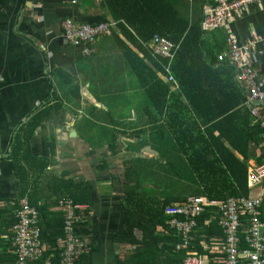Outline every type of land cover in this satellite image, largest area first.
Returning <instances> with one entry per match:
<instances>
[{"label": "crops", "instance_id": "1", "mask_svg": "<svg viewBox=\"0 0 264 264\" xmlns=\"http://www.w3.org/2000/svg\"><path fill=\"white\" fill-rule=\"evenodd\" d=\"M183 2L185 14L194 20L196 12L202 15L207 0H202L199 6L194 4V0ZM67 17L78 22L108 20L118 23L107 0H0V256L6 252L13 255V227L6 226L14 217L24 168V173L28 172L34 178L38 201L54 213H63L57 203V195L64 190L59 180L90 184V201L82 203L88 206L84 209L88 216L85 221L87 232L79 231V234L91 242L93 249L89 256L82 259L83 264H130L132 257L144 250L131 238L134 236L139 241L145 239L144 227L139 223L147 218V205L150 202L149 195L141 197L139 202H129L127 190L133 183L122 176L121 163L127 172L130 161L137 158L154 159L152 153L143 155L142 148L148 145L155 150L149 143L152 141L161 150L162 142L151 140V133L135 134L146 127L143 122L145 118L130 121L133 125L138 121L140 126L128 131L122 128L126 122L121 118L106 120L122 95L126 101V96L133 98L137 92H145L131 75V68L120 46L125 75L116 80L119 85L124 79L127 86L116 87L111 83L115 80L108 81L100 73L96 74V58L100 65L112 54V51H106L107 40L113 38L110 37L112 35L96 40L92 53L86 56L79 47L67 43L64 38L63 22ZM219 31L222 32L217 35L221 36L223 52L229 50L227 36L230 33L239 43L257 40L253 67L264 80V39L258 38L264 34V4L260 8L252 5L248 10L235 12ZM115 32L120 33L117 24ZM211 36L214 40L212 45H220L214 35H206L207 38ZM131 48L136 49L134 46ZM235 78V84L239 85ZM248 100L249 92L246 89L244 101L239 105L241 109L243 106L248 109L252 105ZM125 104L128 106V103ZM256 105L264 114V100ZM147 108H143V116ZM126 109L129 111L131 108L128 106ZM129 113L138 118L136 110L131 109ZM249 123L253 125L255 121ZM96 127H103L102 133ZM145 129L147 131L148 126ZM27 137L33 159H28L22 147ZM162 150L168 153L166 147ZM157 152L158 161L162 162L166 157L162 151L163 158L160 151ZM173 153L177 157L166 159L177 164L185 163V159L175 151ZM235 155L242 159L237 152ZM262 155L264 141H260L258 147L251 143L248 159L243 160L249 166V171L258 166L257 159ZM36 159L48 162L42 181L36 177L35 167L41 165ZM188 180L191 181V178ZM249 184L250 196L264 195V179ZM190 188L178 195L194 196L195 190L191 192ZM147 191L152 193L157 190L150 186ZM158 192L163 198L165 194ZM167 232L163 225H158L154 231L162 239ZM145 233H149L146 228ZM216 240L213 246L223 253L225 242L218 237Z\"/></svg>", "mask_w": 264, "mask_h": 264}, {"label": "trees", "instance_id": "2", "mask_svg": "<svg viewBox=\"0 0 264 264\" xmlns=\"http://www.w3.org/2000/svg\"><path fill=\"white\" fill-rule=\"evenodd\" d=\"M107 4L120 28V33L113 30L112 37L116 39L117 47L120 46L131 68V75L138 81L150 102L146 115L142 116L146 117L145 125L149 126L151 135L162 137L166 132L169 140L173 139L171 148L185 159L182 164L186 168L166 158L164 164L175 176L182 177L188 168L195 187L194 195L213 201V204L206 205L205 211L198 218L189 249L177 251L176 244L180 236L169 227V216L165 214V208L186 200L188 195L164 193L161 198L158 191L162 190V186L158 184L151 186L156 192H148L150 188H145L141 169L136 163L140 160L143 162V159L130 161L126 177L133 184L128 186V200L139 202L141 197L149 195L150 202L145 222L139 223L144 227L145 239L139 241L134 236L131 238L133 243L141 244L144 250L136 253L130 264H182L192 253L204 258L209 264H225V252L220 253L213 246L217 242L216 237L221 242L225 241V233L218 221L217 206L230 197L250 195V171L243 160L248 159L247 152L251 143L258 147L260 141H264V130L256 122L251 125L249 122L253 119L249 110L239 106L244 101L246 86L235 84L234 69L228 62H219L223 49L221 36L217 34L221 31L203 29V13L199 15L196 12L194 20L190 19L185 14L186 6L182 0H107ZM208 33L214 35L220 45H212L213 36L207 38ZM156 34L165 36L178 46L170 69L175 85L167 83L164 70L167 60H158L152 56L150 41ZM135 134H146V129L136 131ZM28 142L27 137L22 147L28 159H33ZM154 148L162 155L159 148ZM263 158L264 155L257 159L258 165L262 164ZM36 161L41 163L35 167L36 177L42 181L46 176L48 162L42 159ZM33 179L28 172L24 173L23 168L16 205L18 200L26 197L38 209L40 236L47 246L45 257L52 256L54 264H60L64 215L48 211V206L38 201L39 193L35 192ZM59 182L64 190L57 195V203L62 196H70L77 203L90 201V184L74 183L73 180ZM260 213V219L264 221V195L261 197ZM240 220L242 226L239 235L243 239L248 217L242 213ZM15 222L14 216L6 227H13ZM158 225L168 229L163 239L154 233ZM145 228L149 233H145ZM77 230L87 232L86 223L78 226ZM82 259L78 264H83ZM14 262L15 256L11 253L6 252L0 256V264ZM40 263L37 261L32 264Z\"/></svg>", "mask_w": 264, "mask_h": 264}, {"label": "built area", "instance_id": "3", "mask_svg": "<svg viewBox=\"0 0 264 264\" xmlns=\"http://www.w3.org/2000/svg\"><path fill=\"white\" fill-rule=\"evenodd\" d=\"M252 4L260 8L264 0H207L203 7L202 28L211 30L225 26L235 12L247 10ZM116 24L108 20L97 23L78 22L67 17L63 22V35L67 43L79 47L84 55L89 56L95 41L112 35ZM258 38L264 39V34ZM256 43V39L247 41V43H239L234 34H228L229 50L219 56V62L228 61L233 65L236 81L244 84L249 92L248 102H252V105L248 106L249 113L264 130V114L262 109L256 105L264 100V80L258 76L253 67L252 58ZM150 47L154 58L167 60L164 66L167 83L175 85L170 69L178 46L165 36L156 34L150 41ZM262 179H264V163L249 172L251 184ZM208 204H213V201L200 195H194L179 203L166 206L165 214L169 216L168 225L180 236V241L176 244L177 251L189 249L194 239L193 232L198 225V218ZM260 205L261 197L249 195L230 197L217 206L218 221L225 233V264H241V262L264 264V221L260 219ZM58 206L64 215L63 251L60 264H78L79 260L89 256L93 249L91 242L80 235L77 230L78 226L87 222L88 216L84 213V209L88 206L75 202L70 196L59 198ZM242 213L248 217L243 239L239 235ZM14 216L16 218L12 235L14 264H32L37 261H41L40 264H54L52 256L45 257L47 246L40 236L38 209L24 197L18 200ZM182 264L208 263L192 253L183 260Z\"/></svg>", "mask_w": 264, "mask_h": 264}, {"label": "rangeland", "instance_id": "4", "mask_svg": "<svg viewBox=\"0 0 264 264\" xmlns=\"http://www.w3.org/2000/svg\"><path fill=\"white\" fill-rule=\"evenodd\" d=\"M183 1L189 2V0H183ZM201 2H202V0H194V4H196V6H199L201 4ZM252 5H255V4H252ZM252 5H250V6H252ZM250 6L248 8H250ZM248 8H247V10H248ZM181 10H183V9H181ZM222 27H220V28H222ZM220 28H216V29H220ZM216 29H211L210 31H213ZM110 37H112V36H110ZM103 40H104V38H103ZM245 43H247V41H245ZM106 51H112V54L108 56L110 61L108 58H105L104 61H102L101 64L99 65L97 63V58H96V74L100 73L102 76H105L108 81H111V80L114 81L115 80L114 82H111V83L114 86L116 85V87L121 88V87L127 86V82L126 81L124 82V79L119 82V85H118V82L116 80L120 77H124V75H125V69H124L125 63H124V59H123L121 52H120L121 50L116 45V39L115 38H110V40H107V50ZM123 97H124V95H122L117 100V103L114 105V107H112L113 113L110 114L109 115L110 118H106V120H114V119L119 120V118H121L122 121L126 122L125 126H123L122 128L124 130L128 131L132 127L135 128V127L140 126V122L137 121V124L133 125L134 123H131L130 121H135L138 119H140L142 121L143 118H146V117H142L144 115L143 114V112H144L143 108L148 107L150 102L144 93H138L137 92L136 95L135 94L133 95V98H129V96H126V99H128L126 101H124ZM125 103H128V106H130L131 109L136 110L137 116L139 118H137L135 115H133V116L129 115L130 114L129 111L131 109H129V111H128L126 109V107H128V106ZM119 109H122V111H119ZM143 122H146V120H143ZM102 128L103 127H96V130L99 133H102L101 132ZM143 128H146V127H142V129ZM146 133L148 135H150V132H148V130L146 131ZM150 136H151L150 137L151 140H155V142H160V143L162 142V146H161L162 153H163V150H162L163 147L167 148L168 153H163L166 158L177 157L176 154L173 153V150L171 148L172 143L169 140L168 134L166 132H164V135L162 137H160L157 134L150 135ZM149 143H150V145L158 148L157 146L154 145V143L152 141H150ZM147 146L148 145H146V147ZM142 149H145V147ZM155 157H157V156H155ZM155 157H154V159L150 158L151 160H147V159L144 160L143 159L144 160L143 162H142V160H140L138 162L136 161L139 169H141V174H142V177L144 179V186L146 188H150V186H154V185L158 184L159 186H162L161 191L163 193H169V194H178L179 192H183L190 187H191L190 188L191 192L195 189L194 183H192L190 180H188V178H190V172H189L188 168L185 170V172H183L182 177H177V176H174L175 174L172 171L169 172V170H168L169 167L164 164L166 161L165 159H162L163 161L158 163L157 162L158 158H155ZM162 158H163V155H162ZM179 164L183 168H186V165H183L182 162Z\"/></svg>", "mask_w": 264, "mask_h": 264}, {"label": "water", "instance_id": "5", "mask_svg": "<svg viewBox=\"0 0 264 264\" xmlns=\"http://www.w3.org/2000/svg\"><path fill=\"white\" fill-rule=\"evenodd\" d=\"M74 132L76 133V130H74ZM142 154L144 155V154H146V153H152V154H154L155 156H157L158 157V155H159V153L156 151V150H154V149H152L150 146H147V147H145V149H142ZM156 157V158H157ZM122 164V169H123V171H122V176L124 177V178H126V176L124 175L125 174V172H126V167H125V165L123 164V163H121ZM123 178V179H124ZM125 180V179H124Z\"/></svg>", "mask_w": 264, "mask_h": 264}, {"label": "flooded vegetation", "instance_id": "6", "mask_svg": "<svg viewBox=\"0 0 264 264\" xmlns=\"http://www.w3.org/2000/svg\"><path fill=\"white\" fill-rule=\"evenodd\" d=\"M142 148V147H141Z\"/></svg>", "mask_w": 264, "mask_h": 264}]
</instances>
